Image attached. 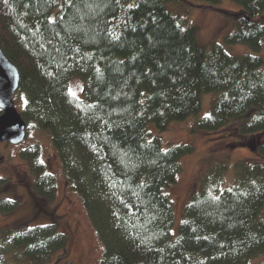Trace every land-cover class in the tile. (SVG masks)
Masks as SVG:
<instances>
[{
	"label": "trees",
	"instance_id": "1",
	"mask_svg": "<svg viewBox=\"0 0 264 264\" xmlns=\"http://www.w3.org/2000/svg\"><path fill=\"white\" fill-rule=\"evenodd\" d=\"M171 1L0 0V46L20 72L27 134L49 133L102 244L101 264H250L264 253V59L201 46L198 27L173 15ZM231 1L241 9L226 41L260 49L264 0ZM73 77L85 98L69 91ZM208 93L210 113L200 116ZM189 117L195 132L232 128L241 138L233 144L258 158L236 164L235 188L194 195L175 232L167 188L193 146L165 147L150 127ZM21 156L35 194L52 201L56 178L39 145ZM16 207L0 195V215ZM68 249L54 219L0 227V264H71Z\"/></svg>",
	"mask_w": 264,
	"mask_h": 264
},
{
	"label": "rangeland",
	"instance_id": "2",
	"mask_svg": "<svg viewBox=\"0 0 264 264\" xmlns=\"http://www.w3.org/2000/svg\"><path fill=\"white\" fill-rule=\"evenodd\" d=\"M167 9L198 27L197 41L201 46L209 49L213 43H218L232 55L249 53L264 59V41L258 50L247 44H229L226 41V37L236 28L235 14L241 9L237 3L222 0L213 5L203 0H173L167 4ZM68 89L73 96L85 98L84 81L81 78L73 77L68 83ZM213 97L214 93L203 95L200 116L210 113ZM14 100L17 109L22 111L26 99L16 92ZM195 119L189 117L184 121L173 122L162 132L150 127L153 135L158 136L165 147L177 144L193 146L192 153L182 159L183 168L176 182L167 188L175 206V232L187 203L194 195L205 189L216 196L224 189L235 188L239 184L236 164L241 160L258 158L256 152L248 146L233 144L241 138L231 134L232 128L195 132L192 130ZM33 145H39L40 160L56 178L57 192L50 202L35 194L34 176L21 156L22 151ZM0 157L4 158L0 163V178L6 179L5 185L0 188V195L17 202L13 211L0 215V227L46 224L54 219L60 231L69 237L67 256L71 264H101L102 244L81 197L67 181L49 133L31 129L20 144L0 143ZM56 258L48 264H55ZM250 264H264V253L255 257Z\"/></svg>",
	"mask_w": 264,
	"mask_h": 264
},
{
	"label": "water",
	"instance_id": "3",
	"mask_svg": "<svg viewBox=\"0 0 264 264\" xmlns=\"http://www.w3.org/2000/svg\"><path fill=\"white\" fill-rule=\"evenodd\" d=\"M20 79L18 67L0 46V143L20 144L27 136V123L14 100Z\"/></svg>",
	"mask_w": 264,
	"mask_h": 264
},
{
	"label": "flooded vegetation",
	"instance_id": "4",
	"mask_svg": "<svg viewBox=\"0 0 264 264\" xmlns=\"http://www.w3.org/2000/svg\"><path fill=\"white\" fill-rule=\"evenodd\" d=\"M3 160H4V158H3ZM3 160H2V161H3ZM2 161H1V162H2ZM1 162H0V163H1ZM24 188H25V190L27 191V188H26L25 186H24ZM27 192H28V191H27Z\"/></svg>",
	"mask_w": 264,
	"mask_h": 264
}]
</instances>
